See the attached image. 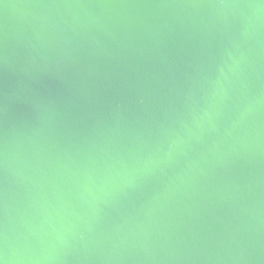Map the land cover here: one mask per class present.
Listing matches in <instances>:
<instances>
[{
  "label": "water",
  "instance_id": "1",
  "mask_svg": "<svg viewBox=\"0 0 264 264\" xmlns=\"http://www.w3.org/2000/svg\"><path fill=\"white\" fill-rule=\"evenodd\" d=\"M3 264H264V0H0Z\"/></svg>",
  "mask_w": 264,
  "mask_h": 264
},
{
  "label": "snow or ice",
  "instance_id": "2",
  "mask_svg": "<svg viewBox=\"0 0 264 264\" xmlns=\"http://www.w3.org/2000/svg\"><path fill=\"white\" fill-rule=\"evenodd\" d=\"M0 264H3V262H2V261H0Z\"/></svg>",
  "mask_w": 264,
  "mask_h": 264
}]
</instances>
